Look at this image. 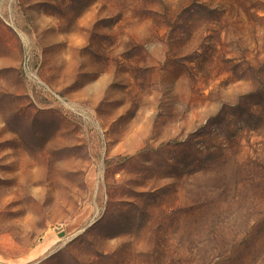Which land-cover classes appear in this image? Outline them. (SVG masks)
I'll use <instances>...</instances> for the list:
<instances>
[{
	"label": "rangeland",
	"instance_id": "374dc122",
	"mask_svg": "<svg viewBox=\"0 0 264 264\" xmlns=\"http://www.w3.org/2000/svg\"><path fill=\"white\" fill-rule=\"evenodd\" d=\"M0 264H264V0H0Z\"/></svg>",
	"mask_w": 264,
	"mask_h": 264
},
{
	"label": "bare ground",
	"instance_id": "6f19581e",
	"mask_svg": "<svg viewBox=\"0 0 264 264\" xmlns=\"http://www.w3.org/2000/svg\"><path fill=\"white\" fill-rule=\"evenodd\" d=\"M69 4V3H68Z\"/></svg>",
	"mask_w": 264,
	"mask_h": 264
}]
</instances>
